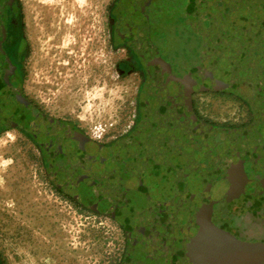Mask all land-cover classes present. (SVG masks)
I'll list each match as a JSON object with an SVG mask.
<instances>
[{"label":"rangeland","instance_id":"374dc122","mask_svg":"<svg viewBox=\"0 0 264 264\" xmlns=\"http://www.w3.org/2000/svg\"><path fill=\"white\" fill-rule=\"evenodd\" d=\"M114 1L17 0L23 40L10 77L17 87L14 91L24 97L17 107L21 103L31 118L23 128L11 123L0 130L2 264H125L127 230L123 218L109 215L105 205L87 197L86 186L76 183L80 172L73 181L66 179L61 169L56 179L57 175L46 169L41 147L46 136H63L70 140V148L90 150L93 146L117 145L130 135L139 116L142 74L135 67L124 70L131 60L112 31ZM186 2L191 3L189 22L175 31L185 35L190 23L191 39L185 44L195 50L186 51L191 56V68L200 59L209 74L202 87H195L201 86L200 79L192 84L196 111L215 128L245 129L251 121V105L231 81L234 71L227 68L219 74L206 51L216 37L219 22L202 0ZM176 6V15H184V0L179 7L176 0ZM3 28L0 24V36ZM151 39L172 66L173 74L178 75L163 49ZM185 44L176 40L175 48ZM11 117L3 111V119ZM248 135L245 139H251ZM258 141L262 155L256 161L264 171L263 143ZM57 160L53 161L56 168ZM246 173L250 177L261 175L249 168ZM143 213L146 220L162 227L161 218ZM211 222L236 241L264 244V195L255 199L241 195L214 205ZM174 231L170 241L182 253L188 252L189 264H212L194 246L193 239Z\"/></svg>","mask_w":264,"mask_h":264},{"label":"water","instance_id":"95a60500","mask_svg":"<svg viewBox=\"0 0 264 264\" xmlns=\"http://www.w3.org/2000/svg\"><path fill=\"white\" fill-rule=\"evenodd\" d=\"M202 1L219 22L206 51L219 74L227 68L234 71L231 81L246 102L258 109L264 137V0ZM130 27L145 34L143 38L136 35L132 42L147 58L149 74L155 80L147 87L145 98L150 127L146 125L113 147L96 146L93 156L103 165L125 161L132 176L141 179L146 171L136 155L138 149L141 146L152 153L160 148L159 161L170 169L165 175L163 169L148 174V179L156 181L147 188L171 213L175 229L193 239L212 264H264V244L236 241L211 222L213 205L264 193V177L251 180L244 171V163L252 162L254 147L245 139L251 130L242 136V128H215L198 121L192 113L190 92L157 55L147 26ZM127 28L121 26L117 31L122 36ZM9 69L12 72L13 67L8 64L5 70Z\"/></svg>","mask_w":264,"mask_h":264},{"label":"flooded vegetation","instance_id":"af4514ba","mask_svg":"<svg viewBox=\"0 0 264 264\" xmlns=\"http://www.w3.org/2000/svg\"><path fill=\"white\" fill-rule=\"evenodd\" d=\"M186 1L187 0H184V6H186L185 14H180L178 16L176 15L175 10L177 7L176 0L114 1L110 14L112 31L115 37L126 47L131 60L130 63H127V65L124 66V70L129 67H135L137 71L142 74L141 82L143 83L141 98L138 103L139 116L136 123H134L130 135L125 137L121 143L127 141L132 134L139 129H145L146 125L150 127L149 122L146 121L145 98L147 87L152 86V84L155 83V80L152 79L148 71L150 65L147 58L142 55L141 51L139 52L135 48L132 42L134 40L136 41V35L143 38L145 34L142 29H137L136 32L130 26H147L148 38L152 47L156 49L157 55L169 66L171 76L180 80L183 87L190 92L193 115L198 121L207 124V121L199 115L200 113H197V108L194 106L192 84L193 82L196 83L199 79L201 80L200 85L202 84V81L205 80L206 82L207 76L209 75L208 68H206L205 61L201 63L200 59L198 64L191 68L193 65L191 56L188 55L186 51L188 50L190 52L195 50L189 48V46L185 44L186 42L189 44L191 39V30L189 28L190 26H188L190 23L187 25L188 29L186 30L185 35H178L175 31L179 25L189 22L191 3ZM181 2L182 0H178V7L181 5ZM17 7V0H0V24L2 26L5 27V24H7L11 25L14 29L18 26L20 20L18 18L19 12ZM121 26L128 27V31L125 34H122V36L117 31ZM5 32L6 31H4L3 28L1 33L2 36L6 35ZM151 37H153L163 49L164 55L171 60V64L178 71V75L173 74L172 66L162 58L159 52L160 48L158 49L153 43ZM176 40H179V42L183 41V44L185 45L176 49ZM146 53L150 54L149 50H147ZM197 68H199V72H196ZM192 69L195 70V73H192ZM238 76L243 78L240 73H238ZM205 82H203V84H205ZM202 85L195 87L200 88ZM236 88L243 98L237 85ZM251 113V121L248 125L244 126L245 129L239 127L242 128L243 131L245 130L249 132L251 130L250 140L254 147L251 154L252 162H246L243 166L245 173L246 168L252 169L253 171L259 170L261 172V175L258 174V177H250L246 173L248 179L261 180L264 177V171L257 166L256 158L262 155L258 145V139L263 143L264 149V137L261 134L262 125L258 109L251 105ZM30 118V116L27 117L26 115L24 119H21V116L19 117L16 115L11 119L13 121L10 120L8 125L14 123L18 129L23 128L25 125L30 124ZM5 122L6 121L2 122L3 129L7 126ZM146 130L150 129L146 128ZM44 140V146L41 147L44 150L43 154L46 158V169L50 170V173L56 176L58 172H60L59 170L62 169V171L64 170L62 173L65 175L66 179L68 178L75 181L76 174H79L78 172H80V177H77L76 183L79 181V183L86 186L87 197L105 205L104 209L109 215L123 218V225L127 230L125 264H189L185 256H188V252L185 251L182 253V250L179 249L178 245L175 242L170 241V238L173 239V234H175V227L170 220L171 213L161 204L162 202L160 198L148 193L149 190L147 186L156 180L148 179L147 175L160 169L165 170L163 174L165 175L167 171H169L168 169H170L168 164L159 161V154L161 153L160 148L157 147L154 149V152L149 153L140 146L136 155L143 162L144 171H146V173H143L141 179H136L132 176L131 171H129V165L125 161L119 162V165L114 163H105L103 165V163L96 160L92 154L94 151H92V149H95V146L90 150L79 149L75 146H71L70 148V140L64 139L63 136L58 135L51 138H47L46 136ZM102 148L106 147L102 146ZM56 159H58L57 168L54 165L55 162H53ZM74 170L78 171H75L74 173ZM56 179H59L58 175L56 176ZM262 195H264V193ZM246 197L255 199L259 196ZM117 201H119V203ZM127 203H132V206L129 207ZM134 204H136V206H134ZM143 211L150 212L156 219L161 218L164 226L162 225V227L160 226V228H158L157 225H155V222L146 220ZM221 225L227 228L225 221H222ZM159 229L162 232H160ZM178 257L180 261H177ZM0 264H2L1 260Z\"/></svg>","mask_w":264,"mask_h":264},{"label":"trees","instance_id":"16d2710c","mask_svg":"<svg viewBox=\"0 0 264 264\" xmlns=\"http://www.w3.org/2000/svg\"><path fill=\"white\" fill-rule=\"evenodd\" d=\"M17 9L20 23L15 29L11 25L5 24L4 31H6V35L0 36V118H2L3 111H7L12 116L11 118L0 119V129L3 127L2 122L6 121L5 123L8 126L10 120L16 115L21 116V119L26 117V109L20 107L21 103L18 107L16 104H19L18 101L21 102L24 97L20 91H14L17 87L15 82L12 81V77H10L11 71L10 69L8 71L5 70V66L8 64L13 68L17 65V50L23 40V25L21 23L19 5Z\"/></svg>","mask_w":264,"mask_h":264}]
</instances>
